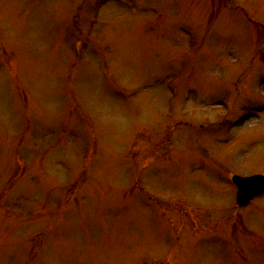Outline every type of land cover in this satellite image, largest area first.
<instances>
[{
  "label": "rangeland",
  "instance_id": "obj_1",
  "mask_svg": "<svg viewBox=\"0 0 264 264\" xmlns=\"http://www.w3.org/2000/svg\"><path fill=\"white\" fill-rule=\"evenodd\" d=\"M264 0H0V264H264Z\"/></svg>",
  "mask_w": 264,
  "mask_h": 264
},
{
  "label": "water",
  "instance_id": "obj_2",
  "mask_svg": "<svg viewBox=\"0 0 264 264\" xmlns=\"http://www.w3.org/2000/svg\"><path fill=\"white\" fill-rule=\"evenodd\" d=\"M233 184L237 188V204L246 206L254 197L264 192V178L253 176L248 178L233 177Z\"/></svg>",
  "mask_w": 264,
  "mask_h": 264
}]
</instances>
